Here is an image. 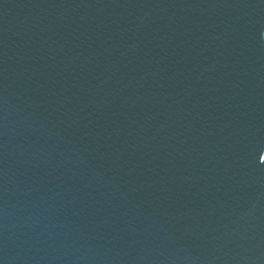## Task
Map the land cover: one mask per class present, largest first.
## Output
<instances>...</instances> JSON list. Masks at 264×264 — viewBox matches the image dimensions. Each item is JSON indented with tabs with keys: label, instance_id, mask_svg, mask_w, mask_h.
<instances>
[{
	"label": "water",
	"instance_id": "1",
	"mask_svg": "<svg viewBox=\"0 0 264 264\" xmlns=\"http://www.w3.org/2000/svg\"><path fill=\"white\" fill-rule=\"evenodd\" d=\"M0 264H264V0H0Z\"/></svg>",
	"mask_w": 264,
	"mask_h": 264
}]
</instances>
